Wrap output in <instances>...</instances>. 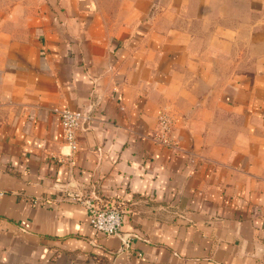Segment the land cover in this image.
<instances>
[{"label":"crops","instance_id":"0c3cea01","mask_svg":"<svg viewBox=\"0 0 264 264\" xmlns=\"http://www.w3.org/2000/svg\"><path fill=\"white\" fill-rule=\"evenodd\" d=\"M0 264H264V0H0Z\"/></svg>","mask_w":264,"mask_h":264},{"label":"built area","instance_id":"2783aa9c","mask_svg":"<svg viewBox=\"0 0 264 264\" xmlns=\"http://www.w3.org/2000/svg\"><path fill=\"white\" fill-rule=\"evenodd\" d=\"M59 117L60 128L63 139L71 147L75 146L77 131L80 130L86 122L89 121L90 115L88 110L70 109V108H54L53 110ZM171 121L164 113L158 115L159 131L155 136V140L160 144L168 147H177L171 143L168 138ZM88 222L97 234L110 236L118 235L122 244L127 246L128 240L120 231L123 216L121 210L114 204H97L92 201H85Z\"/></svg>","mask_w":264,"mask_h":264}]
</instances>
